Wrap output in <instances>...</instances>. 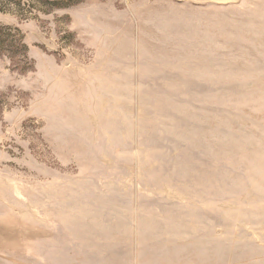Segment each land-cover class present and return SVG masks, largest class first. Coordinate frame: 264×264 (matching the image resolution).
Returning <instances> with one entry per match:
<instances>
[{
    "label": "rangeland",
    "instance_id": "374dc122",
    "mask_svg": "<svg viewBox=\"0 0 264 264\" xmlns=\"http://www.w3.org/2000/svg\"><path fill=\"white\" fill-rule=\"evenodd\" d=\"M0 264H264V0H0Z\"/></svg>",
    "mask_w": 264,
    "mask_h": 264
},
{
    "label": "trees",
    "instance_id": "16d2710c",
    "mask_svg": "<svg viewBox=\"0 0 264 264\" xmlns=\"http://www.w3.org/2000/svg\"><path fill=\"white\" fill-rule=\"evenodd\" d=\"M1 31H2V29L0 28V35H1ZM4 41H6L7 43H9L8 39L3 40V38H0V52L3 51V50H5L6 48H8L7 45H4V44H6V43H4ZM0 54H2V53H0Z\"/></svg>",
    "mask_w": 264,
    "mask_h": 264
}]
</instances>
